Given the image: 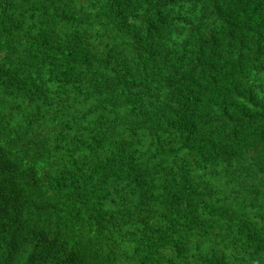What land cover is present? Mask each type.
I'll return each mask as SVG.
<instances>
[{"label":"trees","instance_id":"16d2710c","mask_svg":"<svg viewBox=\"0 0 264 264\" xmlns=\"http://www.w3.org/2000/svg\"><path fill=\"white\" fill-rule=\"evenodd\" d=\"M0 264H264V0H0Z\"/></svg>","mask_w":264,"mask_h":264},{"label":"clouds","instance_id":"9594fccd","mask_svg":"<svg viewBox=\"0 0 264 264\" xmlns=\"http://www.w3.org/2000/svg\"><path fill=\"white\" fill-rule=\"evenodd\" d=\"M41 167H43V165H41Z\"/></svg>","mask_w":264,"mask_h":264}]
</instances>
